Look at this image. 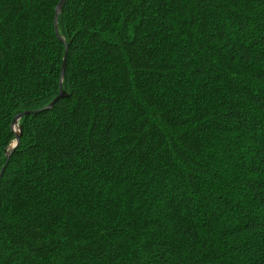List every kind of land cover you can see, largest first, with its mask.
<instances>
[{"label":"trees","instance_id":"obj_1","mask_svg":"<svg viewBox=\"0 0 264 264\" xmlns=\"http://www.w3.org/2000/svg\"><path fill=\"white\" fill-rule=\"evenodd\" d=\"M58 1L0 0V264H264V0H66L44 110Z\"/></svg>","mask_w":264,"mask_h":264},{"label":"water","instance_id":"obj_2","mask_svg":"<svg viewBox=\"0 0 264 264\" xmlns=\"http://www.w3.org/2000/svg\"><path fill=\"white\" fill-rule=\"evenodd\" d=\"M66 0H59L56 7H55V11H54V20H53V24H54V31H55V34L57 36V38L64 43L63 39L61 38V36L59 35L58 33V29H57V18H58V15L60 14L61 10H62V7L64 5ZM65 44V43H64ZM66 53H67V45L65 44V47H64V56H63V59H62V64H61V68H60V83H59V92H58V95L57 97L49 104V106H47L46 108H44V110H47L49 109L51 106H53L54 102L59 100L60 98H64L65 97V93L61 90V81H62V78H63V75H64V69H65V57H66ZM36 112H24L18 116H16L13 120H12V123H11V131L14 133L15 135V141L13 142L9 152H8V155L11 154L17 147L18 145V142H19V136H20V127L18 126V131L15 132L13 130V126L15 124L18 125V120L22 117V116H26V115H29V114H35ZM2 172H3V169L1 170L0 172V177L2 175Z\"/></svg>","mask_w":264,"mask_h":264},{"label":"bare ground","instance_id":"obj_3","mask_svg":"<svg viewBox=\"0 0 264 264\" xmlns=\"http://www.w3.org/2000/svg\"><path fill=\"white\" fill-rule=\"evenodd\" d=\"M13 127H14V129H15V132H17V130H18V125L15 124Z\"/></svg>","mask_w":264,"mask_h":264},{"label":"rangeland","instance_id":"obj_4","mask_svg":"<svg viewBox=\"0 0 264 264\" xmlns=\"http://www.w3.org/2000/svg\"><path fill=\"white\" fill-rule=\"evenodd\" d=\"M18 131V130H17Z\"/></svg>","mask_w":264,"mask_h":264}]
</instances>
